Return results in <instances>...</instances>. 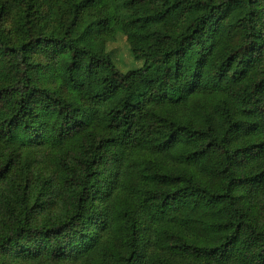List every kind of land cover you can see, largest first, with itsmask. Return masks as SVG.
Instances as JSON below:
<instances>
[{
    "label": "trees",
    "instance_id": "obj_1",
    "mask_svg": "<svg viewBox=\"0 0 264 264\" xmlns=\"http://www.w3.org/2000/svg\"><path fill=\"white\" fill-rule=\"evenodd\" d=\"M30 5L8 1L23 37L0 30V142L60 175L18 195L0 264H264V0Z\"/></svg>",
    "mask_w": 264,
    "mask_h": 264
},
{
    "label": "rangeland",
    "instance_id": "obj_2",
    "mask_svg": "<svg viewBox=\"0 0 264 264\" xmlns=\"http://www.w3.org/2000/svg\"><path fill=\"white\" fill-rule=\"evenodd\" d=\"M9 0H0V30L9 33L11 39H17L24 36V26L22 25L23 15L14 12L8 6ZM27 4H30L31 11L34 13V8H37L39 4L41 10H49L52 13H58L60 10L61 0H23ZM149 9L148 5L138 7L137 10L145 13ZM119 22L115 20V25L108 31H114L115 27L119 29ZM210 35V37H209ZM203 39L205 44L211 48H214L213 41H218V36L213 33L211 30L204 31ZM42 61H45L44 57H40ZM55 86V89L60 91L65 96L67 95V89L61 84H52ZM264 95V93H263ZM89 145L85 139H83V153L87 152ZM37 153L33 151L32 148H20L17 145L12 143H2L0 142V166L6 165V168L10 166L9 171L3 179L2 184L6 186V196H0V225L4 226L11 221H19L10 219L11 214L13 213L15 207L19 203L18 195L28 191L33 190L36 185L40 184L47 175L51 177L54 176L53 170L48 167L49 164L56 168L57 173L60 175V169L56 162L53 159H46L45 165L39 164L37 159ZM80 157L81 153L77 149L76 144H71L69 146V154L67 159L71 164L76 167H80ZM12 184L11 191L8 192V186ZM218 184H213L217 186ZM250 207L253 210V215L250 217L251 221L256 223V226L259 228L264 227V192L259 196L250 201ZM53 213L57 214L59 217H64L67 214V211L61 207H55L52 210ZM22 220H25L22 219ZM231 256L243 257V252H240L239 249H235L233 253L228 252L225 254V259H229ZM231 257L232 260L235 259ZM230 259V260H231ZM250 264H260L258 261L252 257L249 259ZM30 264H67L63 262H55L53 260H47V262H32Z\"/></svg>",
    "mask_w": 264,
    "mask_h": 264
}]
</instances>
